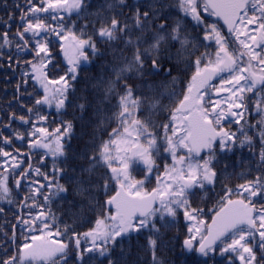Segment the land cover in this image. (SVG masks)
I'll list each match as a JSON object with an SVG mask.
<instances>
[{
  "label": "snow or ice",
  "instance_id": "obj_1",
  "mask_svg": "<svg viewBox=\"0 0 264 264\" xmlns=\"http://www.w3.org/2000/svg\"><path fill=\"white\" fill-rule=\"evenodd\" d=\"M155 2L153 0V3L146 5L149 10L141 11L138 2L128 4L127 0H113L108 8H128L133 12L132 24L128 23L127 17L119 20L115 15H110L99 17L100 28H94V34L101 42L111 44L122 41L133 54L131 59L122 53L114 55V59L124 61L123 66L112 69L113 78L104 77L98 81L97 99L89 101L87 105L91 109L95 104L89 117L90 124L95 127L93 139L80 153L86 165H77L81 173L79 179L67 177L69 181H76L74 191L86 194L87 207L93 213L99 212L95 227L83 233L86 246L82 248L79 233L67 225L61 229L53 224L54 216L40 211L31 220L20 221L25 226L22 231L27 234L23 236V242L16 245L15 254L5 251L7 244H15L14 239L0 245V256L6 257L0 258V264H69L70 250L75 252L74 259L78 264H85V253L97 254L106 258L108 264H113L111 249L124 238L144 230H149L156 237L149 241L156 264L155 250L157 240L161 239L157 225L167 227L168 224L164 223L166 218L171 217L174 221L180 210L187 220L196 222L188 229L191 235L183 241L187 250L195 249L203 257H208L217 251L219 242L220 253H235L240 264H264V177L256 176L234 190L226 188L218 206L209 210L212 213L210 225L207 220L198 219L206 213L201 208L192 207L190 201V196H196V190L205 189L206 185H212L219 179L216 166L220 160L217 153L252 146L248 136L237 143L235 133L225 131L222 121L232 117V122L238 124L244 112L232 109L244 108L243 93L253 92L258 86L264 87V0H204L203 11L224 19L232 41L221 35L215 23H204L199 0H179L185 16H190L204 30L201 47L207 48L210 44L204 42H211L216 49L214 53L201 54L192 62L195 72L184 92L179 94L180 99L169 111L170 122L160 126L164 130L163 144H158L157 136L149 130L151 121L139 118L142 106L147 103L141 99V87H150L142 78L145 74L158 75L160 65L165 60L173 59L168 54L169 49L162 48V44L175 41L185 50L195 45L187 36L180 35L178 22L170 32L164 24H155L161 18V13L155 10ZM28 3V14L20 18L22 30H17L12 37H9L8 31L0 33V49L11 47L14 39L17 41V56L30 54L35 59V63L26 61L29 71L23 73L43 89L42 97L35 99V104L54 105L59 112L71 103L68 100L69 81L76 80L81 60L88 61L84 49L101 58L107 52L97 48L91 35L80 38L74 32L65 34L64 19L60 13L71 15L75 12L79 16L85 10L86 0H38L36 4L28 0ZM41 13H47L57 23L46 24L45 18L39 15ZM117 15L124 17L125 14L119 11ZM162 18L167 19V16ZM153 27L155 31H152ZM146 32L152 33L150 42L144 36ZM50 35L63 41L71 38L70 47L61 45L70 67L67 74L60 75L58 79H49L46 71L50 64L55 68ZM134 35L135 39L132 38ZM145 43H148L147 48H143ZM230 44L234 45L231 49ZM70 48L75 49L74 56L69 55ZM112 51L115 53L116 50L113 48ZM146 64L151 66L150 71ZM168 74L171 75V69ZM137 80H141L142 84L136 83ZM50 85L60 86L50 88ZM222 93L230 95L221 96ZM112 100L116 103L112 104ZM78 108L81 112L86 111L85 104L78 105ZM257 108L264 113V104L258 103ZM151 109L163 112L164 106L160 105L159 100H154ZM19 119L28 123L23 116ZM38 119L43 121L47 117L39 116ZM62 126L63 131L58 127L51 133L46 127L34 128L31 135L40 133L45 142L36 139L30 146L46 149L54 159L64 157V141L70 134L72 124L62 122ZM169 132L171 135H168ZM260 137L264 149V131ZM17 138L23 139L22 136ZM0 140L4 144L11 143L7 137H0ZM161 148L171 155L173 163L165 166L162 174L155 176L157 186L146 191L144 180L134 179L131 170L134 164H143L147 179L155 167L153 157L159 154ZM178 152L183 154L177 155ZM0 156L6 158L5 164L8 159H16L3 148H0ZM259 158L264 162V150L259 153ZM36 171L39 173V169ZM54 172L63 174L62 169H54ZM6 181V176H0V193L4 194L0 199L9 192ZM19 184L17 180L16 186L19 187ZM67 191L63 185H57L52 195L59 196ZM37 194L42 195L45 201L50 198L36 188L29 199L35 202ZM234 195L235 199L232 198ZM61 237H65L67 242Z\"/></svg>",
  "mask_w": 264,
  "mask_h": 264
},
{
  "label": "trees",
  "instance_id": "obj_2",
  "mask_svg": "<svg viewBox=\"0 0 264 264\" xmlns=\"http://www.w3.org/2000/svg\"><path fill=\"white\" fill-rule=\"evenodd\" d=\"M128 4L139 3L141 11L149 10L146 5L153 3L148 0H127ZM7 7H5V0H0V33L8 31L9 37H12L20 28L21 16L28 14V0H6ZM32 3H38V0H32ZM167 1L161 0L155 2V10L161 13V18L155 21V24H164L168 31L176 25V21H181L180 35L187 36L190 42L195 47H188L186 50L182 49L180 44L175 41H168L162 44V48L169 49V55L173 57L171 61L165 60L160 65L158 75L145 74L142 78L150 87H141L142 100L147 101L142 106V111L139 118L144 121L150 120L152 127L150 131L157 136L158 142H163L164 130L160 127L161 124H168L170 122L169 111L175 106L180 99L181 93L186 89L191 76L195 72V66L192 63L201 54L214 53L216 46L211 42H204L210 44L209 47H201L203 41L204 30L200 24L193 20L190 16L185 17V14L176 4H170ZM108 6L104 4L103 0H86L85 10L79 16L73 12L71 15L60 13L64 19L65 34L74 32L77 37L86 38L91 35L95 41L97 48L101 52L107 54L101 58L94 56L90 50L84 49L88 54V61L81 60L77 69V78L75 81H69L71 87L68 92V100L70 104H66L65 108L59 112L53 106L36 105L35 99H39L43 95V89L30 76L25 77L24 72L29 71V65L26 61L31 60L35 63V59L30 55L17 56L15 53L16 40H12V46H5L0 49V137H7L11 140L10 144H4L0 140V148L16 157L15 160L0 156V176H6V185L9 189L5 198L0 199V245H6L8 240H15V244H7L5 251L15 254L16 245L23 242V236L27 233L22 229L25 227L20 223L22 219L31 220L37 213L44 211L45 215L51 214L54 216L53 224L63 229L65 225L74 230L75 233L80 234L82 241V248L85 245L83 240V233L90 231L95 227V220L99 216V212L93 213L86 204V194L81 195L74 191L75 180L69 181L67 177H76L79 179L81 173L78 170V164H85L86 161L80 158V153L86 145L92 143V133L95 130L94 125L90 124L89 117L95 108V104L91 109L87 108L89 101H95L98 93L96 86L98 81L104 77H112V69L117 66L122 67L124 63L121 59H114L121 53L124 57L131 59L132 50L125 48L122 41L114 43H103L94 34V28L99 29V17L115 15L117 19L123 20L128 18V23L131 25L133 12L128 8L123 9H107ZM201 16L205 24L215 23L208 14H204L202 7ZM119 11L124 12V17L117 15ZM45 18L46 24L55 25L57 22L49 18L47 13L39 14ZM167 16V19H163ZM11 17V19H9ZM5 25H10L6 28ZM152 31H155L153 27ZM151 32L144 33L146 40L150 42ZM139 35V33H136ZM136 35L132 38L135 39ZM52 40L51 50L53 54V65L48 66V78L58 79L60 75L67 74V69L70 67L67 63V57L61 45L70 47V40L63 41L54 38ZM2 43V41H0ZM148 44V43H145ZM145 44L143 48H146ZM115 49L113 53L112 49ZM143 48L141 51H143ZM196 49H199L198 51ZM11 53V55H9ZM193 53L192 55H189ZM74 48H70L69 55H75ZM178 65V67H173ZM146 68L150 71L151 66L146 64ZM171 69V75L168 74ZM136 83L142 84L141 80ZM60 85H50V88L59 87ZM176 93L177 95H172ZM154 100H159L160 105L164 106V111L159 109H151V104ZM112 104L116 101L112 100ZM85 104L86 111L81 112L78 105ZM32 111L29 112L28 110ZM23 116L28 123L22 122L19 117ZM39 116L47 117L46 120H39ZM63 123H71L72 128L70 134L64 141L65 156L54 159L47 150L43 148L32 147L31 142L36 139H42V134L37 133L36 136L31 135L34 128L46 127L49 133L56 128H61L63 131ZM114 126V125H113ZM168 135H171L169 132ZM22 136L23 139H18ZM18 150V152H17ZM161 153L166 154L165 157H156V162L162 160L166 163L168 152L163 148ZM178 152L177 155H181ZM61 161H64L63 163ZM18 163V167L16 166ZM7 168V171H5ZM39 169V173H37ZM54 169H62L63 174L54 172ZM102 172V170H101ZM47 177V179H45ZM19 180V187L16 186V181ZM51 184L49 188L48 185ZM57 185H63L68 189L67 192L60 193L59 196H53L52 193L56 190ZM36 188H40L43 195H48V201L43 200L42 195L35 196V202L29 199L33 195ZM150 190V189H148ZM200 190H196V196L191 197V206L198 207L204 210L205 214H201L198 219H211L212 213L210 209H215L223 196L216 195L218 190L215 187H210L206 192L207 195H201ZM114 194V193H113ZM0 193V196H3ZM106 198V197H105ZM43 206V207H42ZM169 221H172L169 223ZM38 223V222H37ZM167 227L160 228L161 239L157 240L155 250L156 264H204V258L196 253V250L186 251L183 241L188 238L191 233L188 229L191 227V222L187 220L182 210L178 211L174 218L168 217L165 222ZM71 235V233H70ZM149 230H144L141 233H133L130 237L124 238L121 243L111 249V259L113 264L117 261L120 264H154L153 251L149 246L150 239H155ZM55 239V237H53ZM67 242L65 237H61ZM199 239V237H197ZM70 249L72 245H69ZM219 254L218 249L214 253V258L209 257V264L219 263L216 256ZM75 252L69 251V264H78L74 259ZM91 257V259H89ZM0 258H6L0 256ZM85 264H108V260L100 257L94 253H85Z\"/></svg>",
  "mask_w": 264,
  "mask_h": 264
},
{
  "label": "flooded vegetation",
  "instance_id": "obj_3",
  "mask_svg": "<svg viewBox=\"0 0 264 264\" xmlns=\"http://www.w3.org/2000/svg\"><path fill=\"white\" fill-rule=\"evenodd\" d=\"M161 1L163 2L167 1L170 4H176V6H179V0H161ZM103 2L105 5L108 6L109 3H113V0H103ZM199 3L203 9L204 0H199ZM204 14H208V12H204ZM183 19H181V21ZM181 21L179 20L176 21V24L177 22L180 23ZM217 28L224 38H226L229 41L233 40V37L230 35L228 31V28L221 21H217ZM229 47L231 49L234 47V45L230 44ZM213 83H217V81H213ZM229 95H230L229 93L221 94V96H229ZM243 97H244V108L232 109L233 111L244 112L243 117L240 118V122L238 124L232 122L233 118L229 117L228 120L222 121V126L225 129V131L229 133H235L237 138V143H239L240 140L244 139V136L250 137L252 141V146L248 147L247 145H245L243 148L238 149L234 152L230 151L226 153H217V157L220 160V163L217 164L216 166V171L218 173L219 179L214 184L206 185L205 189H201L200 191L201 195H207L208 192L206 191L210 187H215L218 190L216 195L224 196L226 188L234 190L237 188L238 185L243 184L248 180H252L256 176L264 177V162H262L259 158V153L261 152V150H264L262 149V142L260 137L261 132L264 131V123H262L264 122V113H261L257 108L258 103L264 104V87L258 86V89L254 90L253 92H245L243 93ZM205 100H207V97H205ZM222 107H224V105H222ZM163 143H164V137H163V142H158V144H163ZM160 156L165 157L166 154L163 155V153H159L158 155H155L153 157L155 160V167L153 169L152 175L148 176L147 179H145V176L147 175V173L145 172V166L140 163H136L133 165V168L131 170V175L134 179L144 180V187L146 191H151L153 188L157 186V181L155 179V176L162 174L165 166H171L173 163L170 154H168V158L165 161L166 163L163 164L162 160H158L156 162L157 159L156 157H160ZM221 172H223L222 175H220ZM232 198L235 199L236 196L234 195ZM217 249L219 254L216 256V259L219 260V263L216 264H240L235 253L221 254L219 251L220 245L217 247ZM209 257L214 258L215 256L214 254H210L208 257H203L204 264H209L208 263Z\"/></svg>",
  "mask_w": 264,
  "mask_h": 264
},
{
  "label": "water",
  "instance_id": "obj_4",
  "mask_svg": "<svg viewBox=\"0 0 264 264\" xmlns=\"http://www.w3.org/2000/svg\"><path fill=\"white\" fill-rule=\"evenodd\" d=\"M214 19L215 20H218V21H221L227 28H228V25L225 23L224 19L222 17H217V16H214ZM211 224V222L209 223V225ZM219 245V242H217V245L216 247ZM198 253V251H197ZM199 254V253H198ZM200 255V254H199Z\"/></svg>",
  "mask_w": 264,
  "mask_h": 264
},
{
  "label": "rangeland",
  "instance_id": "obj_5",
  "mask_svg": "<svg viewBox=\"0 0 264 264\" xmlns=\"http://www.w3.org/2000/svg\"><path fill=\"white\" fill-rule=\"evenodd\" d=\"M108 10H112V9H109V8H107ZM145 46H146V48L148 47V44H145ZM124 64V63H123ZM123 64H122V66H123ZM120 66H117V68H119ZM196 222H194V221H191V227H193V225L195 224Z\"/></svg>",
  "mask_w": 264,
  "mask_h": 264
}]
</instances>
